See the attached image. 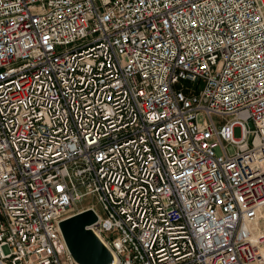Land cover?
<instances>
[{"label":"built area","instance_id":"obj_1","mask_svg":"<svg viewBox=\"0 0 264 264\" xmlns=\"http://www.w3.org/2000/svg\"><path fill=\"white\" fill-rule=\"evenodd\" d=\"M87 195L112 264H264V0H0V264Z\"/></svg>","mask_w":264,"mask_h":264},{"label":"water","instance_id":"obj_2","mask_svg":"<svg viewBox=\"0 0 264 264\" xmlns=\"http://www.w3.org/2000/svg\"><path fill=\"white\" fill-rule=\"evenodd\" d=\"M98 216L85 208L60 223L69 251L79 264H112L113 255L95 234L91 225Z\"/></svg>","mask_w":264,"mask_h":264},{"label":"rangeland","instance_id":"obj_3","mask_svg":"<svg viewBox=\"0 0 264 264\" xmlns=\"http://www.w3.org/2000/svg\"><path fill=\"white\" fill-rule=\"evenodd\" d=\"M235 134L236 136H239L240 134L239 128H236ZM90 203H95V205L99 207V204L97 203V200L95 199V197H93L92 195H87L86 197L82 199L81 202L77 203V205L75 206V211L87 208ZM5 250L7 251L8 249L5 248Z\"/></svg>","mask_w":264,"mask_h":264}]
</instances>
